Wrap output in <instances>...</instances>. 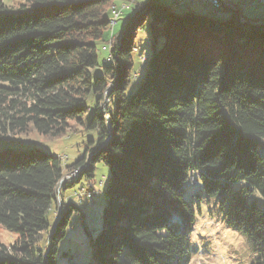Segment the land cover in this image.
I'll return each mask as SVG.
<instances>
[{
  "label": "trees",
  "instance_id": "trees-1",
  "mask_svg": "<svg viewBox=\"0 0 264 264\" xmlns=\"http://www.w3.org/2000/svg\"><path fill=\"white\" fill-rule=\"evenodd\" d=\"M113 1L19 0L11 9L0 0V228L17 236L10 247L0 240V264H56L71 217L84 221L63 192L82 178L92 184L99 167L109 171L94 264H191L196 215L211 203L264 264V210L247 202L264 200V26L149 0L142 21L108 40ZM146 17L150 54L137 80L132 54ZM71 121L97 140L68 165L18 141L63 137Z\"/></svg>",
  "mask_w": 264,
  "mask_h": 264
},
{
  "label": "rangeland",
  "instance_id": "rangeland-1",
  "mask_svg": "<svg viewBox=\"0 0 264 264\" xmlns=\"http://www.w3.org/2000/svg\"><path fill=\"white\" fill-rule=\"evenodd\" d=\"M2 1L11 9L17 8L20 3L19 0ZM133 1L135 2L133 3ZM159 1L163 5L168 6L171 11L178 14L193 12L204 17H216L225 23L230 18L228 12L213 15L204 6L197 3L178 9L172 5L170 0ZM148 2L149 0H114L110 5L121 9L122 14L115 21L113 14L109 13L108 18L111 21V31L108 40L112 36H116L119 32L121 34L125 33L127 31L125 27L128 25L131 26L134 19L142 21L144 19L142 13H139L137 18L135 16ZM123 5L130 6L123 8ZM239 20L242 23L264 26V6L257 8L245 7L241 9L239 12ZM149 21L150 17H146V23L142 26H137L138 31L135 38V48L139 50L132 54L135 61L133 76L137 80H140L142 77L145 69L144 60L150 54ZM110 49L111 45L109 43H105L104 46L101 45L99 47V62L101 65L107 66L110 63L108 60L110 58ZM107 102L106 99L105 103L107 104ZM68 127L69 129L66 134L57 139L46 140L32 132L27 137L21 136L18 141L33 143L45 148L55 156H59L61 158V160L59 159L60 162L65 166L74 162V160L82 158L85 147L89 142L97 140L96 131H89L85 126L77 122H69ZM5 145H8V143ZM0 146L2 147V145ZM108 171L106 167H99L96 171L95 181L92 184H89L87 179L82 178L80 182L75 183L63 192L64 202L78 207L84 215V221H81V218L76 214L71 217L66 229V235L58 244L56 264L95 263L93 259V238L101 231L102 210L104 207L102 194ZM74 173L75 169L70 172L65 171L63 178L65 179L66 177L67 180L62 184L59 183V187L60 185L65 186V184H71L76 179L75 177V179H72ZM191 189H198V186L192 187ZM247 202L248 204L255 203L259 209L264 210V200L257 194L248 196ZM62 207L60 208L62 209ZM59 213L58 210L56 211L54 209L49 215L51 223L53 224L52 230H55L56 224L59 221L56 222L58 217H60ZM0 240L5 246L10 247L17 241V236L1 227ZM189 255L191 264H254L255 261V254L249 242L242 233L227 226L222 214L213 203L204 204L201 214L196 215L193 234L190 239Z\"/></svg>",
  "mask_w": 264,
  "mask_h": 264
},
{
  "label": "built area",
  "instance_id": "built-area-1",
  "mask_svg": "<svg viewBox=\"0 0 264 264\" xmlns=\"http://www.w3.org/2000/svg\"><path fill=\"white\" fill-rule=\"evenodd\" d=\"M132 1V0H131ZM171 2H174L179 7H189L190 3H197L199 5L204 6L206 10L209 12H228L231 19L237 20L234 18L235 13L238 11V8L241 6L242 3H246L250 6H258V5H264V0H170ZM135 2V1H133ZM131 5V3H130ZM128 5V6H130ZM127 6V7H128ZM116 13H121L122 10L117 7ZM79 170L74 173V177H78ZM67 180V179H66ZM72 180V179H68Z\"/></svg>",
  "mask_w": 264,
  "mask_h": 264
},
{
  "label": "bare ground",
  "instance_id": "bare-ground-1",
  "mask_svg": "<svg viewBox=\"0 0 264 264\" xmlns=\"http://www.w3.org/2000/svg\"><path fill=\"white\" fill-rule=\"evenodd\" d=\"M134 3V2H133ZM172 3V5L175 7V8H180L177 4H175L174 2H171ZM124 6V5H123ZM127 6V5H126ZM116 7H113V9H112V14H113V16L115 17V20L116 19H118L119 17H120V14L121 13H116ZM213 15H216V14H218L217 12H211ZM138 50L139 49H137V48H133V52H138ZM59 159L61 160V158L59 157ZM77 172V170H75V173ZM75 178H77V177H75ZM75 178H72V179H75ZM64 181H66V177H65V179L63 178L59 183H63ZM65 185H68V184H65ZM58 187H59V184H58ZM58 187H57V200H58V203H60V201H61V192H62V188L64 187V186H62V185H60V187H59V192H58Z\"/></svg>",
  "mask_w": 264,
  "mask_h": 264
},
{
  "label": "water",
  "instance_id": "water-1",
  "mask_svg": "<svg viewBox=\"0 0 264 264\" xmlns=\"http://www.w3.org/2000/svg\"><path fill=\"white\" fill-rule=\"evenodd\" d=\"M187 1H189V0H187ZM191 4H195V3H190V5H191ZM190 5H189V6H190ZM260 6H264V5H258V6L254 5V6H250V5L246 4V3H242L241 6L238 8V11L235 13L234 18H236L238 22L242 23V22L239 20V12H240L241 9H243V8H245V7H250V8L255 7V8H257V7H260ZM243 24H247V23H243ZM107 121H108V124H107V126H108V130H109V132H110L109 117L107 118Z\"/></svg>",
  "mask_w": 264,
  "mask_h": 264
},
{
  "label": "crops",
  "instance_id": "crops-1",
  "mask_svg": "<svg viewBox=\"0 0 264 264\" xmlns=\"http://www.w3.org/2000/svg\"><path fill=\"white\" fill-rule=\"evenodd\" d=\"M124 4V3H123ZM123 8H124V6H123ZM118 34H121V32H119Z\"/></svg>",
  "mask_w": 264,
  "mask_h": 264
}]
</instances>
